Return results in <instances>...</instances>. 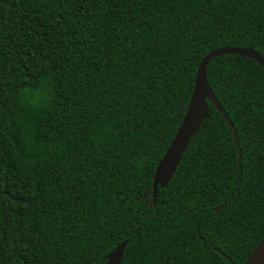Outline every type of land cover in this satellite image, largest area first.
Returning a JSON list of instances; mask_svg holds the SVG:
<instances>
[{
  "label": "trees",
  "instance_id": "1",
  "mask_svg": "<svg viewBox=\"0 0 264 264\" xmlns=\"http://www.w3.org/2000/svg\"><path fill=\"white\" fill-rule=\"evenodd\" d=\"M264 57V0H0V264H244L264 241V68H207L211 118L153 182L204 57Z\"/></svg>",
  "mask_w": 264,
  "mask_h": 264
},
{
  "label": "water",
  "instance_id": "2",
  "mask_svg": "<svg viewBox=\"0 0 264 264\" xmlns=\"http://www.w3.org/2000/svg\"><path fill=\"white\" fill-rule=\"evenodd\" d=\"M227 54L254 59L264 68V57L253 48L225 47L214 50L203 58L196 74L194 90L185 117L174 140L156 169L153 182L154 201L157 198L159 187L165 188L171 182L193 136L200 131L204 122L211 118L210 108L207 103V99L210 98L207 68L214 59ZM127 245L128 241H124L117 246L107 256V264H121ZM244 264H264V241L253 250Z\"/></svg>",
  "mask_w": 264,
  "mask_h": 264
}]
</instances>
